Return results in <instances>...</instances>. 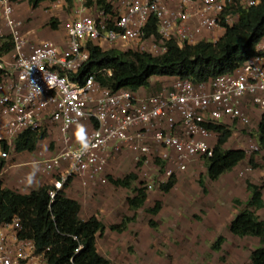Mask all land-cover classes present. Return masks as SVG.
I'll list each match as a JSON object with an SVG mask.
<instances>
[{"label": "built area", "instance_id": "obj_1", "mask_svg": "<svg viewBox=\"0 0 264 264\" xmlns=\"http://www.w3.org/2000/svg\"><path fill=\"white\" fill-rule=\"evenodd\" d=\"M262 2L107 0L102 6L96 0H72L71 18L64 24L66 45L29 47L19 28L22 22L14 18L13 2L0 0L14 43L10 61L0 57V158H9L20 135L40 133L47 122L60 125L65 134L89 122L93 129L84 143L41 162L45 173L68 164L53 180L51 203L76 177H99L106 183L109 163L124 149L134 152L143 166L154 156L157 179L145 186L148 192L168 185L196 161L213 156L215 127L231 129L238 123L248 128L252 119L247 105L264 112V39L260 54L233 73L204 83L177 79L168 90L146 98L104 86L98 77L113 78L111 70L82 75L91 59L89 46L161 56L170 42L180 47L216 43L218 34L238 22V9ZM153 26L156 32L150 33ZM250 152L259 154V144L251 145ZM22 231L17 217L0 224V264H49L51 248L40 252ZM82 250L80 245L75 255Z\"/></svg>", "mask_w": 264, "mask_h": 264}, {"label": "trees", "instance_id": "obj_2", "mask_svg": "<svg viewBox=\"0 0 264 264\" xmlns=\"http://www.w3.org/2000/svg\"><path fill=\"white\" fill-rule=\"evenodd\" d=\"M43 1L45 0H31V4L34 8H38ZM66 1L71 2V0ZM96 2L106 6L107 0H96ZM237 11L238 22L232 27H227L224 35L216 43L201 42L195 46L180 47L170 42L168 52L161 56L114 49L104 51L100 47L90 45L91 59L81 74L87 75L101 69L111 70L113 78L104 80L98 77L104 86L115 90L125 88L136 94L139 90L150 87L153 77L204 83L233 73L241 65L260 54L258 46L264 39V0L257 7ZM50 26L52 30L58 28L53 19ZM155 30L156 27L153 26L150 33L156 32ZM214 130L218 133L217 143L213 156L205 159V166L207 178L216 182L244 162L247 159V152L225 149V145L233 136V129L217 126ZM47 136L46 129L40 133L26 132L16 139L14 150L17 153H33L37 150L39 142ZM258 144L263 151L264 118L258 129ZM257 155L258 153H254L250 158L253 169L260 167L256 161ZM156 162L160 161L157 159ZM4 166V162L0 163V224L19 218L23 224L22 237L34 240L40 252L51 248L48 254L49 264H114L99 254L97 238L103 237L108 230L118 234L127 232L129 223L134 218H125L120 224L110 226L105 225L98 215L83 221L80 218L81 204L68 198L64 192L71 181L51 203L49 191L52 186L35 189L29 194H20L7 189L1 176ZM138 166L143 167V164L138 163ZM108 180L115 187L131 191L132 196L127 199L130 209L137 211L145 207L149 195L146 188L136 186L139 181L138 175L129 174L119 179L109 176ZM177 182V177H174L160 190L169 194ZM200 185L206 193L203 179L200 180ZM247 191L249 198L245 204L239 199L233 201L237 214L230 222L229 231L240 238L249 236L260 239L262 244L252 253L251 262L264 264V218L259 215L264 209V186L248 182ZM162 208L163 203L156 201L150 213L157 216ZM150 226L153 229L158 227L154 220L150 221ZM75 237L79 242L74 240ZM224 241L223 236L218 237L213 250L221 251ZM80 245L83 246V250L75 255V249Z\"/></svg>", "mask_w": 264, "mask_h": 264}, {"label": "rangeland", "instance_id": "obj_3", "mask_svg": "<svg viewBox=\"0 0 264 264\" xmlns=\"http://www.w3.org/2000/svg\"><path fill=\"white\" fill-rule=\"evenodd\" d=\"M13 4L14 18L22 22L19 28L27 38L29 47L41 45L45 41H54L61 46L66 45L64 24L71 18L72 0L71 2L45 0L38 8H34L31 0H21ZM52 19L58 25L56 30L51 29ZM0 30V54L5 56L13 51L14 43L10 30L4 24L1 15ZM172 80L174 79L170 81ZM159 86L160 84L156 88L157 92L160 91ZM251 130L249 127H242L240 134L236 133L231 145L228 147L225 145L226 148L241 150L240 148L245 146V136H255L256 132ZM40 146L41 150L45 147H53L54 141L44 139ZM124 150L111 162L113 167L110 171L111 175L106 177L107 182L100 185L101 190L104 191L103 199L99 202L102 209H97L94 215L100 218L101 214H107L104 216L108 226L120 224L125 218L136 219L129 223L127 232L132 225L134 229L130 231V236H133L136 242L140 241L141 237H145L149 245L145 247L146 251L142 255L136 254L133 245L129 246L128 250H125V264L129 261L128 258L133 259L135 255L137 259L133 261L135 260L136 264H252L251 255L261 246V240L249 236L244 238L234 236L229 231V225L237 214L233 201L239 199L244 204L247 201L248 182L264 186V150L257 155L261 162L257 161L256 156V161L260 166L258 169H253L250 165V158L254 155L251 152L248 167L243 171V175L239 176L241 180L234 178L232 170L218 181L213 182L206 176L205 160H200L190 166L189 171L181 180L177 179V185L169 194H165L160 188L148 192L149 198L145 207L137 211L130 209L127 204L129 195L132 196L131 191L115 187L109 182L108 177L119 179L129 174H136L139 176L136 186L146 188L147 184L157 179V176H153L156 170L154 168L155 158L153 156L149 164L139 167L134 160V152ZM248 168L251 171H248ZM60 175L55 174L54 177ZM201 179L205 181L206 193L200 185ZM238 195L241 198L237 197ZM156 201H161L163 208L159 215L153 216L150 209L155 206ZM218 204H229V211L226 209L225 214H222V209L217 210ZM259 215L264 218V209ZM151 220L157 223L156 229L150 226ZM114 233L108 230L100 238L102 247L113 239L112 234ZM220 236L225 239L222 249L214 251L213 245Z\"/></svg>", "mask_w": 264, "mask_h": 264}, {"label": "crops", "instance_id": "obj_4", "mask_svg": "<svg viewBox=\"0 0 264 264\" xmlns=\"http://www.w3.org/2000/svg\"><path fill=\"white\" fill-rule=\"evenodd\" d=\"M224 33L225 31L218 34L219 39L224 35ZM45 42H54V41H45ZM11 53L12 51L6 54L5 56L0 55V57L1 59L8 62L11 59ZM171 79H174V80L170 81ZM175 79L176 78L153 77L151 79V86L148 88H143L139 90L135 95L140 98H146L149 96L160 94L168 90L173 85ZM168 80L170 82H168ZM158 84H160L159 86L160 91L157 92L156 88H158ZM246 111L250 114L251 119H252L251 125L249 126V128L252 129L251 131L256 132V134L254 137L245 136L246 137V140L244 142L245 146L240 148L241 150L243 149L244 151L247 152V159L241 164H239L237 167H235V169H233L234 178L239 179V180H241L240 177L243 175V171H245L246 168L248 167V164H247L248 158L249 156L252 155L250 152L251 145H258V129L262 122V119L264 118V112L256 108H252L250 105L246 106ZM242 127H243L242 125L236 123L231 128L233 129L232 138H234V135L236 133L240 134V130H242ZM45 129L48 131V136L46 139L47 140L52 139L54 141L53 147L52 146L49 148L45 147L41 150L40 143L42 141H40L38 144L37 150L33 153H30V152L17 153L15 152L13 148L7 160H3L0 158V163H3V162L5 163L1 176L4 180V185L7 189H10L20 194H29L31 191L35 189H39L44 186H52L53 180L55 178L54 177L55 174L57 175L61 173V171L67 168L68 164L63 163L61 165L62 166L61 169L57 168L52 172L45 173L43 170L44 166L42 165L41 162L48 160V159H53L59 156L66 149L67 146H72V147L80 146L89 137V135L92 132L93 127H92V124L88 122H84L80 125L74 126L73 128L70 129V131L67 134H65L62 132L60 125L53 124L52 122H47L45 125ZM232 138L226 144L227 147L231 145ZM212 143L215 146L217 143V138H215V140H213ZM225 149L229 150L226 148V146H225ZM230 149H232V147ZM134 160H135V157H134ZM150 161L151 159H149V162ZM257 161L261 162V159L258 156H257ZM111 162L109 163V166L104 173L105 178L107 177V175H111L110 171H112V167H113L111 165ZM244 166L246 167L243 168ZM189 169L184 173L177 174V179L181 180V178L189 171ZM248 171H251V170H249L248 168ZM101 184H105V183H103L101 178L99 177L82 176V177L74 178L71 184L64 190L68 198L76 200L81 204V207H82V210L80 213L81 220L83 221L88 220L89 218L94 216V214H96L95 212L97 211V209L98 210L102 209V207L99 205L100 199H103V194H104V191L101 190V186H100ZM255 184L259 185V183H255ZM246 195H247L246 200H248L249 194L247 193ZM237 197L241 198L240 195H238ZM228 206L229 204H224V205L218 204L217 210L220 211V209H222L221 210L223 212L222 214H225L226 209H228L227 211H229ZM104 215H107V214H101L100 219L105 225L108 226V223L105 220ZM133 229L134 228L131 225L129 232L127 233L112 234L114 235L113 239H110L109 243L107 242V245H104L106 246L105 248L104 246L102 247L100 244L101 243L100 238L102 237H98L96 241V245H97V250L99 254L111 260L114 264H125L124 262L125 250L127 251L128 247L131 245L134 246L135 252L137 255L139 253L141 255L142 253L144 254L146 251L145 247L149 245V241L145 237L144 238L141 237L140 241L136 242L134 237L130 236V231H132ZM128 259L129 261L127 262V264H136L135 260L137 259V256L135 255V258H133L135 259L134 261L132 258H128Z\"/></svg>", "mask_w": 264, "mask_h": 264}]
</instances>
